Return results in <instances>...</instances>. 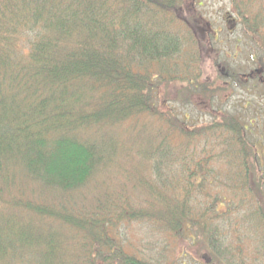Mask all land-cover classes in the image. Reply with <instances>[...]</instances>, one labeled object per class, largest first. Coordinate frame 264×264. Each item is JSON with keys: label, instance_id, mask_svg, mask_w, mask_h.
Masks as SVG:
<instances>
[{"label": "trees", "instance_id": "1", "mask_svg": "<svg viewBox=\"0 0 264 264\" xmlns=\"http://www.w3.org/2000/svg\"><path fill=\"white\" fill-rule=\"evenodd\" d=\"M228 4L264 46V0ZM197 7L0 0V264H167L175 247L188 255L197 245L205 264H245L223 232L232 219L262 245L260 140L213 103L222 88L209 73L232 87L239 79L217 60ZM173 98L196 115L171 109ZM130 133L148 175L134 168L132 196L119 190L94 211L76 208ZM131 220L163 236L157 257H134L115 240L112 229Z\"/></svg>", "mask_w": 264, "mask_h": 264}, {"label": "rangeland", "instance_id": "2", "mask_svg": "<svg viewBox=\"0 0 264 264\" xmlns=\"http://www.w3.org/2000/svg\"><path fill=\"white\" fill-rule=\"evenodd\" d=\"M189 1V0H188ZM193 1V0H190ZM197 5V11L206 19H208L213 27V31L216 33V45L215 50L219 52L217 60L223 63L225 60L229 65L236 68L240 73H249L255 66L250 59V48L246 45L247 41L244 39L241 31L236 29L238 33H232L229 25L231 21H235V18L230 16V8L228 0H195ZM197 12V13H198ZM227 55V56H226ZM214 79V74L209 73L206 77L208 82ZM207 82V83H208ZM219 85L222 90L218 93L216 100L213 102L221 110L229 112L236 118L242 120L245 128L250 132V135L255 140H260L259 157L262 160V168L264 171V87L255 86L250 92L244 90L232 89L222 84H214L215 87ZM222 85V86H220ZM173 101L168 103V106L174 110H181L184 112H192L193 108L181 109ZM195 116L196 113H191ZM139 134V130H135V136ZM130 134H125L119 143L120 153L117 160L106 171L102 172L95 178L94 182L89 186L87 190H84L79 196V201L74 199L76 208L80 210L94 211L97 203L106 202L109 198L116 197V191H124L123 195L132 196L131 186L127 179L131 177V173L134 168H138L145 176L148 175L150 163L144 161L142 158H137L136 150L139 144H133L130 139ZM138 141V138L136 139ZM142 161H140V160ZM136 197L140 195L136 194ZM36 199L37 197H31ZM108 202H106L107 204ZM234 215V214H233ZM232 215V216H233ZM233 223L228 222V226L224 227V234L228 235L229 242L239 248L240 254L238 257L242 258V263H247L252 260L251 264H264V242H253L252 236H249V231H239L243 226L238 227L241 223L239 220L232 219ZM230 226V228H229ZM246 229V227L244 226ZM115 231L119 242L126 244L124 251L128 254L131 253L134 257L142 258L143 256L154 257L161 249L159 242H163V236L156 233V229L143 223H136L131 220L127 225L116 226L112 229L111 234L114 236ZM240 232V233H239ZM164 234V232H161ZM127 244H130L127 246ZM153 246V248H152ZM198 246V245H197ZM190 247L188 255H182L179 247H175L176 250L166 257L167 264H205L203 258H199L198 249ZM158 248V249H157ZM150 249H153V253H150ZM227 249V248H226ZM199 254H198V253ZM161 255V253H160ZM201 256V254H200ZM204 256V255H203ZM157 257V256H156ZM202 257V256H201ZM200 262H196L199 261ZM236 260V259H234ZM233 261V258L232 260ZM237 263V261H236Z\"/></svg>", "mask_w": 264, "mask_h": 264}, {"label": "flooded vegetation", "instance_id": "3", "mask_svg": "<svg viewBox=\"0 0 264 264\" xmlns=\"http://www.w3.org/2000/svg\"><path fill=\"white\" fill-rule=\"evenodd\" d=\"M233 17V16H232ZM230 29L232 30V33H238L237 31H235L236 29H239L242 34V36L244 37V39L247 41L246 45L249 46V50H250V59L249 61H251L253 63V65L255 66V68L250 71L249 73H240L237 70H235L236 68L232 67L231 65H229L226 60L223 62L226 67L228 66L229 69L235 73V75L238 77V81L236 82H232L233 84H235L238 87H232L230 86L228 82H221V80L216 81V77L214 75V79L211 81L212 83H218V84H222L225 85L224 87L228 86L232 89H238V90H244L245 92H250L251 89H253L255 86H262L264 87V46H262V40L261 37L256 35L253 36L252 33H249L248 35L243 34L242 29L240 27V25L238 23H236V20L232 22V26L230 27ZM214 35V41L216 42V33H213ZM216 45V43H214ZM218 52V51H217ZM219 55V52L217 53L216 56ZM227 56V55H226ZM213 73V72H212ZM220 85V86H222Z\"/></svg>", "mask_w": 264, "mask_h": 264}]
</instances>
